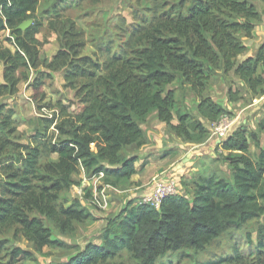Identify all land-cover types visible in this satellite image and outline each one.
<instances>
[{
  "label": "trees",
  "instance_id": "1",
  "mask_svg": "<svg viewBox=\"0 0 264 264\" xmlns=\"http://www.w3.org/2000/svg\"><path fill=\"white\" fill-rule=\"evenodd\" d=\"M257 1L264 5V0H182L179 7L157 15L143 32H134L129 41L108 45L103 60L98 55L82 56L87 45L83 31L52 7L48 12L57 19L49 27L58 35L60 49L47 63L44 42L38 39L45 27L37 14L40 0H0V34L8 31L15 49L0 46L4 64L0 96L17 94L33 70L35 98L43 100L42 89L52 76L39 73L41 67L63 71L66 86L76 96V103L59 102L51 118L38 119L36 135L26 145L17 142L14 111L0 108V236L24 238L36 253L71 248L53 239V232L75 237L81 226L96 220L79 199L69 198L71 189L80 184L74 178L84 173L91 179L103 173L106 186L123 189L136 174L138 161L126 147L146 144L142 125L151 114L156 112L183 142L200 144L210 131L185 105V91L196 97L199 115L211 124L227 114L206 94L220 77L227 80L234 72L246 90L264 96V44L255 57L239 63L247 50L244 39L253 38L263 18ZM27 21L32 25L20 30ZM174 84L181 91L179 97L176 89H170ZM239 95L228 87L229 102H239ZM51 128L54 132L48 138ZM258 130L242 126L221 144L228 153L224 161L231 179L217 173L195 175L190 196H170L160 209L144 202L130 204L108 222L101 244H89L68 262L50 264H125L117 262L124 254L135 264H158L170 253L203 251L231 228L243 229L255 222V264H264V221L260 223L264 119ZM251 143L261 149L258 155L251 153ZM32 260L33 252L7 251L0 241V264ZM227 262L246 264L242 256Z\"/></svg>",
  "mask_w": 264,
  "mask_h": 264
},
{
  "label": "rangeland",
  "instance_id": "2",
  "mask_svg": "<svg viewBox=\"0 0 264 264\" xmlns=\"http://www.w3.org/2000/svg\"><path fill=\"white\" fill-rule=\"evenodd\" d=\"M181 1L182 0H40L37 14L39 19L45 21V27L38 35V39L44 42L42 51L43 56L47 58V63H50L60 49L58 35L51 31L49 27V23L52 19H57L48 12L52 7L61 13L64 21L69 24L74 23L79 30L83 31V38L87 45L82 56L93 57L94 55H98L103 60L106 58L104 50L108 45L114 47L129 41L134 32H143L157 15L167 12L171 7H179ZM10 37L11 35L8 31L0 34V46L14 51V47L8 41ZM38 72L49 73L52 76V79L46 80V85L42 89V93L45 95L43 100H40V97L35 98L33 83L37 72L33 70L29 72V79L20 83L19 92L17 94L14 96H0V108L12 109L15 113L13 120L18 127L17 142L24 145L29 144L34 139L38 127V119L45 117L51 118L54 111H57L56 108L59 102L65 105H68L70 102L76 103L75 91L66 86L63 71L51 72L45 67H41ZM229 78H232L231 74H229L227 80L225 79L227 88L230 86L234 93L239 92L243 102L240 100V103L236 107L231 106L230 108L227 106V114L224 115V117L237 120L236 129L245 126V129L252 130V126L256 122L257 112L262 114V111L258 109L255 115H252L250 111L259 104H256L253 108L249 106L255 104L256 100L262 96H246V88L241 87L236 90L234 88L236 85L233 86ZM220 80L221 78L219 81ZM217 83L214 86H216ZM3 84L4 64L0 62V86ZM170 89H176L177 96H180L181 91L179 90L178 84L170 86ZM216 91L217 98L221 99L223 97V90ZM184 101L185 105L193 114H199L196 110V102H198V100L194 95L185 91ZM242 109H244V112L240 114ZM1 116L2 115H0V119L2 118ZM243 121H246L247 124L245 125ZM52 132H54V128H51L47 132L48 138L53 135ZM250 151L253 154L254 148L252 150L250 147ZM227 155L228 153L226 155L222 154L220 158L216 156L217 162L212 168L213 170L209 173L199 174L197 173V169L195 172H191V175L193 173L192 176H184L179 190L180 194L186 196L191 195L193 185L190 186L191 189L188 188V180L192 183L195 175L205 176L217 173L218 175H223L231 179L228 164L224 161V157ZM51 160L56 161L57 157L52 156ZM203 163L206 162H200L198 165H202ZM75 187L77 186H74L69 193L70 199H79L75 192ZM116 190L118 191V196H120V193L127 192L125 187ZM144 190L145 188H142L138 192L141 193ZM125 193H123L124 195L122 198L116 199L117 204H112L109 210H105L93 204L94 198L92 192L87 191L82 198L90 201L94 207V216L97 214L99 218L89 224L81 226L79 234L75 237H64L56 231L53 232V239L64 242L71 247L69 249L53 250L45 248L42 252L36 253L30 248L28 241L24 238L16 241L10 235H3L0 236V241L7 251L12 248H22L26 251L33 252L34 260L26 264L68 262L81 253L89 244H101V237L104 233L105 225L108 224L110 220L115 219L121 211L127 209L130 204L136 205L144 200V198L142 200L140 199L141 202H139V198L134 199L129 196V193L127 197H125ZM123 206H125V208L122 210ZM263 221L264 219L260 220V223H263ZM257 228L258 222L251 223L243 229L231 228L219 240L206 247L203 251L185 249L176 253H170L161 258L158 264H229V262H227L229 258L238 256H242L246 264H255L256 246L258 244ZM248 234H251L252 243H250L247 238ZM117 262L135 264L126 254L118 258Z\"/></svg>",
  "mask_w": 264,
  "mask_h": 264
},
{
  "label": "crops",
  "instance_id": "3",
  "mask_svg": "<svg viewBox=\"0 0 264 264\" xmlns=\"http://www.w3.org/2000/svg\"><path fill=\"white\" fill-rule=\"evenodd\" d=\"M255 5L257 6L259 12L263 14V18L261 23L256 26L253 33V38L244 39L247 50L239 57V63L247 58L255 57L260 47L264 44V5L258 1L255 2ZM262 70L263 68H260V71ZM230 74L232 78L229 79L232 81L233 86L236 85L234 86L236 90H238V88L240 89L241 87H244V82L240 79V77H238L234 72ZM220 78L221 80L217 83L216 86L207 89L206 94L210 96L216 103L221 105L224 109H226L227 106H229L230 108L231 106L236 107L240 102H229L227 96V82L223 77ZM216 90H223V97L221 99L217 98L218 96L216 95ZM252 95L255 96L250 90H247L246 96ZM239 97L241 102H243L241 99V95H239ZM256 104L259 105L255 107ZM198 106L199 102H196L197 111ZM249 107H255L250 111L252 112V115H255L258 109H261L262 111V114L257 112V117L255 120L256 122L252 126L253 129L251 128L252 130H256L259 133L258 125L264 119V96L257 99L256 103L250 105ZM243 112L244 109H242L240 114H243ZM198 116L205 124V126L209 129L211 135L210 126H212V124L202 119L199 114ZM175 122L174 124H177V122ZM243 123L245 125L247 124L246 121H243ZM142 128L145 133L146 144L143 146L132 144L126 147L127 154H129L130 156H137L138 161L136 163V174L132 177L131 181L124 186L127 189V192H123L125 193V197H127L129 193L130 197H133L134 199L139 198V202H141L140 199L142 200L150 194V184L154 177L163 175L165 177H176L182 180L184 176L190 177L191 172H195L197 169V173L199 174L209 173L211 170H213L212 168L217 162L216 156H219L220 158L222 154H227V152L223 151L220 143H218L216 139H211L210 136L206 138L202 143L196 145L183 142L176 134L170 133L168 131L166 125L159 121L156 112L151 114L147 122L142 125ZM260 143L261 149L264 150V134L260 135ZM253 148V154L258 155L261 149H258L251 144V149L253 150ZM200 162L206 163L198 165V163ZM74 180L80 183L76 185L77 187H75V192L77 193L78 198L80 199L82 205L88 208L92 213L94 207L88 199L82 198L87 191L92 192L93 198L97 195L105 196L107 200L106 209L108 210L109 207H112V204H117V198H122L124 195L123 193H120V196H118V191L115 188L106 186L101 180L87 179L84 173H82L78 177H75ZM188 183V188H190L193 183H190V180H188ZM142 188H145V190L139 193L138 191H140V189ZM124 208L125 206L122 207V210ZM95 217L96 219L99 218L97 214ZM106 226L107 224L105 225V229Z\"/></svg>",
  "mask_w": 264,
  "mask_h": 264
},
{
  "label": "built area",
  "instance_id": "4",
  "mask_svg": "<svg viewBox=\"0 0 264 264\" xmlns=\"http://www.w3.org/2000/svg\"><path fill=\"white\" fill-rule=\"evenodd\" d=\"M235 119L229 117H222L217 123H213L211 126V139H216L220 145L236 130ZM104 178V174L101 173L91 179L101 180ZM151 192L144 198V203H149L157 209H160L162 202L170 197L180 193L181 179L176 177H165L158 175L154 177L150 184ZM93 204L101 209L107 208V200L105 196H95Z\"/></svg>",
  "mask_w": 264,
  "mask_h": 264
},
{
  "label": "water",
  "instance_id": "5",
  "mask_svg": "<svg viewBox=\"0 0 264 264\" xmlns=\"http://www.w3.org/2000/svg\"><path fill=\"white\" fill-rule=\"evenodd\" d=\"M32 25V21H27L25 23H23L19 29L22 31H25L26 29H28L30 26Z\"/></svg>",
  "mask_w": 264,
  "mask_h": 264
}]
</instances>
